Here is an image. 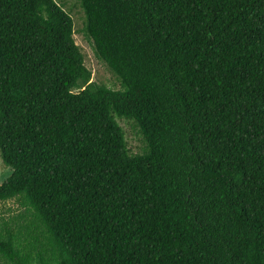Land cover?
Returning a JSON list of instances; mask_svg holds the SVG:
<instances>
[{
    "label": "trees",
    "instance_id": "trees-1",
    "mask_svg": "<svg viewBox=\"0 0 264 264\" xmlns=\"http://www.w3.org/2000/svg\"><path fill=\"white\" fill-rule=\"evenodd\" d=\"M80 5L119 89L56 0H0V264H264V0Z\"/></svg>",
    "mask_w": 264,
    "mask_h": 264
},
{
    "label": "rangeland",
    "instance_id": "rangeland-1",
    "mask_svg": "<svg viewBox=\"0 0 264 264\" xmlns=\"http://www.w3.org/2000/svg\"><path fill=\"white\" fill-rule=\"evenodd\" d=\"M56 1L73 17L75 28L74 38L84 54L86 67L92 72L91 80L114 89H119L121 86L115 74L106 63L97 57L93 44L85 35V15L80 5V0ZM117 118L125 131L128 146L132 153H142L145 150L146 142L135 121L127 118ZM10 174L11 168L3 163L0 153V182L4 181ZM19 211L20 209L14 200L0 202V225L4 221L11 220Z\"/></svg>",
    "mask_w": 264,
    "mask_h": 264
}]
</instances>
